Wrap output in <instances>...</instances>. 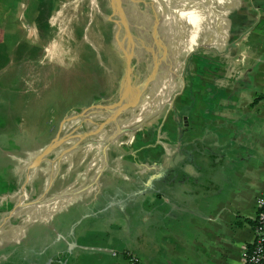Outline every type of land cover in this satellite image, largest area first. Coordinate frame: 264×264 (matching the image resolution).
Here are the masks:
<instances>
[{
  "label": "crops",
  "instance_id": "crops-1",
  "mask_svg": "<svg viewBox=\"0 0 264 264\" xmlns=\"http://www.w3.org/2000/svg\"><path fill=\"white\" fill-rule=\"evenodd\" d=\"M4 1L6 8L18 3L12 9L21 22L33 0ZM217 1L226 9L214 22L200 6L214 0H179L173 26L159 33L158 43L185 41L181 50L189 52L178 66L170 113L149 117L133 131L132 150L114 153L109 164L118 168L105 171L96 188L77 180V190H70L77 198L20 228L11 224L8 196L20 188L22 143L28 151L50 146L67 111L49 105L46 96L44 103L35 96L30 111L27 104L23 111H3L0 264H130V255L139 264H244L264 197V0ZM51 2L49 19L56 11ZM142 3L156 9V0ZM123 23L116 21L117 30L132 27ZM203 27L205 43H196ZM49 33L51 25L45 37ZM98 45L117 56L112 44ZM61 80L49 78L45 94L56 92ZM151 178L155 188L147 184ZM9 222L16 239L4 238Z\"/></svg>",
  "mask_w": 264,
  "mask_h": 264
},
{
  "label": "rangeland",
  "instance_id": "rangeland-1",
  "mask_svg": "<svg viewBox=\"0 0 264 264\" xmlns=\"http://www.w3.org/2000/svg\"><path fill=\"white\" fill-rule=\"evenodd\" d=\"M124 1L118 0V6H125ZM156 1L163 2L170 8V12L167 11L162 19L163 27L166 28V24L173 26L171 11L182 6L179 5V0ZM53 2L56 11L63 4L67 5L62 16L63 23L51 26L49 37L42 39L33 33V30H36L34 24L36 21H33V17L40 4L39 0L29 3L26 17H23L21 22L14 23L10 20L14 21L16 12L12 8H6L5 1L0 0V26L20 28L34 44L43 48L42 54L37 59L20 63L12 62L0 74V124L8 117V115L4 116L3 111H23L26 104L29 111L33 109L35 102L32 99L35 96L43 103L45 96L49 97V105H57L58 110L63 108L62 111H67V115L64 114L65 117L63 115L64 122L60 137L50 146L28 151V142L22 143L21 154L24 158L19 171L22 175L20 187H23V190L15 197L8 196L13 202L10 221L17 228L32 219L45 217L50 208L56 211L57 203L61 205L62 200L73 198L70 190L73 192L77 190V180L84 187L88 185L95 187L93 184L105 171L114 172L118 167L109 164V160L115 158L114 153L126 151L129 154L136 137L133 131L149 117H155L163 112L170 113L171 103L178 91L177 76V86L171 94L170 101L165 102L160 112L156 114L144 113L145 103H150L153 98L157 104L162 100L159 95L163 82L155 83V81H157L156 76L159 75L165 78L166 69L162 68L157 73L156 66L170 59L172 48L177 42H171L163 49L154 39L139 37L140 33L133 26L130 31L120 28V36H116V31L119 29L116 21L120 18L118 14L112 12L111 0H53ZM207 5L200 4L202 11L206 6L208 21L216 22L223 17L225 5L217 0ZM48 6L45 10L47 8L50 10ZM139 6L148 10L152 19L158 18L152 9L145 7L142 0ZM51 19L52 17L49 19L50 25ZM124 25L128 26V24ZM88 27L91 31L88 39L90 41L96 39L94 44L101 43L105 46L122 44L115 46L118 47L116 54L121 56L116 66L112 67L109 64L110 59L106 53L98 51L85 41ZM218 27L215 26L216 30ZM149 29L152 33V25ZM205 29L206 27H203L196 43H205ZM152 42L154 46L150 48ZM185 44L184 42L180 48L182 49ZM180 48L177 51L181 64L189 52L180 53ZM129 66L131 71L126 78ZM178 71L179 69L177 74ZM52 77L62 79V84L59 82L58 91L46 95L49 78ZM157 92L160 94H156ZM153 108L150 107L149 110ZM21 115L25 118V112ZM142 116L145 118L139 120L138 117ZM147 121L143 123V127ZM12 123L16 124V120H11L10 124ZM121 123L127 124V132L119 131L118 127ZM93 131L96 132L91 133ZM126 137L133 141L123 143ZM62 138L65 139L62 141ZM77 140L84 141L77 142ZM53 146L54 148L48 151V148ZM34 212L37 216L31 217ZM9 225L10 222L4 227L6 231L4 238L16 239L13 227H10V230Z\"/></svg>",
  "mask_w": 264,
  "mask_h": 264
},
{
  "label": "flooded vegetation",
  "instance_id": "flooded-vegetation-1",
  "mask_svg": "<svg viewBox=\"0 0 264 264\" xmlns=\"http://www.w3.org/2000/svg\"><path fill=\"white\" fill-rule=\"evenodd\" d=\"M111 2H112V5H111L112 6V12H114V7H115L117 9V11H118L117 13L119 15L121 14V16L123 17L124 20H125V18L127 19L126 21H123V22H127V24H129L130 26H133L135 30L141 29L142 32L144 33V35H147V38H148V35L154 38L155 34L158 35V38L160 37V34H159L160 32L159 31H161V30L159 29L158 25L154 21H152L150 18L146 17L147 14L145 13L144 9H142L139 6V2H137L135 0H125L124 1L125 6L122 5V7H119L117 2H113L112 0H111ZM158 5L160 7H158ZM164 5L165 4L163 2L157 1L156 9L153 6L152 7H146V8L147 9L150 8L153 11H156V10L159 9V12H158L159 16H158L157 19H158V21H160L162 23V19L164 18V14L167 12L166 10L164 11ZM168 11L170 12V8L168 9ZM119 15H117V16H119ZM150 25H152V27L154 29V31L152 33H150V31H149L150 30L149 29ZM162 25H163V23H162ZM88 28H86V29H88ZM90 32L91 31L88 30L89 37H90ZM85 37H87V36L85 35ZM154 39L158 40L157 38H154ZM95 40L94 41L93 40L90 41L88 38H87V40L85 38V41L89 45L93 46L98 51L101 50L104 53H106L105 50H103L102 48H99L98 45L97 46L95 45L97 43L94 44ZM171 42H173V41H170V44H171ZM155 43L158 44V41L157 42L155 41ZM152 46H154V45L151 43L150 47H152ZM112 50L114 52L116 51L115 49H113V46H112ZM183 51L180 50V53H182ZM107 55L109 56V59H110V63L109 64L112 67L116 66L119 63V60L121 59V56H119V55H117L115 58H112V55L110 57V54H107ZM175 55L178 56V52H176ZM179 64H180L179 59L178 60L176 59L173 63H169L168 61L165 60V61L160 62V63L157 64V66H156V69H157L156 72L157 73H159L162 70V68L166 69L165 78L163 76L159 75V76H156L157 81H155V83H157L159 81L163 82V86L160 89V91H161L160 93L161 94L158 93V92L156 93L158 95L160 94L159 96H161L160 98L162 100H161V102H159L157 104L156 101H155V98H153L150 103H145L144 106L146 108L144 110L145 111L144 113H146V114L149 113L150 115L156 114V113L160 112V109L162 108L163 104L170 100L171 94L173 92V88L174 89L176 88V83H174V82H176L175 81V73L177 72ZM173 68H175L174 71H173ZM126 76H127V74H126ZM171 88H172V92H171ZM117 90L118 89H116V91ZM150 107H154V108L152 110H149ZM147 111H148V113H147ZM122 128H123V130H121ZM126 128H127V124L126 123H121L119 125V127H118L120 132L124 131ZM128 140H129L128 138H125L123 141L127 142ZM79 142H82V140H79Z\"/></svg>",
  "mask_w": 264,
  "mask_h": 264
},
{
  "label": "trees",
  "instance_id": "trees-1",
  "mask_svg": "<svg viewBox=\"0 0 264 264\" xmlns=\"http://www.w3.org/2000/svg\"><path fill=\"white\" fill-rule=\"evenodd\" d=\"M18 3H15V1L9 2V7L16 8ZM49 4V6H48ZM51 0H40V4L38 6V9L35 11V19L34 22L36 28L40 33V36L43 38L47 35V33L50 30V24H49V16L51 14L52 7ZM48 6L50 10L47 8L45 10V7ZM156 6V4H154ZM158 7H160L158 5ZM67 5L63 4L59 10L55 12V14L52 16L51 19V26L57 25L62 22V16L64 15V11L66 10ZM155 15L159 16V9L156 11H153ZM11 23L16 22V20H10ZM17 24V23H16ZM130 29H127V31H130ZM120 31V30H117ZM116 31V32H117ZM138 34L141 36L147 37V35H144L141 29H137ZM138 35V36H139ZM48 36V35H47ZM116 45H122L115 44L113 46V49L117 50L118 47L115 48ZM120 48V47H119ZM43 48L39 45H36L32 42V40L25 36V34L20 30V28H3L0 26V74L12 63H20L22 61L26 60H34L37 59L42 54ZM8 88V87H6ZM9 90V89H8ZM8 108V107H7Z\"/></svg>",
  "mask_w": 264,
  "mask_h": 264
},
{
  "label": "built area",
  "instance_id": "built-area-1",
  "mask_svg": "<svg viewBox=\"0 0 264 264\" xmlns=\"http://www.w3.org/2000/svg\"><path fill=\"white\" fill-rule=\"evenodd\" d=\"M23 187L9 195L10 198L21 194ZM259 212L254 226L255 240L251 249H246L243 253L244 264H264V197L258 200ZM130 264H139V259L135 255H130Z\"/></svg>",
  "mask_w": 264,
  "mask_h": 264
},
{
  "label": "water",
  "instance_id": "water-1",
  "mask_svg": "<svg viewBox=\"0 0 264 264\" xmlns=\"http://www.w3.org/2000/svg\"><path fill=\"white\" fill-rule=\"evenodd\" d=\"M113 2H117L118 3V0H112ZM141 0H139V2H140ZM119 4V3H118ZM118 11H117V9L114 7V14H118L117 13ZM119 15V14H118ZM119 17H120V21L123 23V17L121 16V14L119 15ZM124 24V23H123ZM152 30V32H153V29H151ZM201 33V32H200ZM151 39H154L153 37L151 38ZM154 41H158V40H156V39H154ZM185 41H181V42H179V43H177L176 44V46H174V48H172V51H171V54H170V59L169 60H167L169 63H173L175 60H176V58H178L175 54H176V52H178L177 51V49L178 48H180V46H182V44L184 43ZM158 45H160V47H162L163 49L165 48V47H167V46H169L170 45V43L165 39V40H161V41H159V43H158ZM130 63L128 62V65H129ZM131 71V68H130V66H129V69H128V72H127V76L129 75V72ZM127 76H126V78H127ZM177 76H178V74H177V72L175 73V81H176V78H177ZM176 86H177V84H176ZM171 98V97H170ZM170 101V100H169ZM172 104V103H171ZM127 130L128 129H125L124 131L125 132H127ZM124 131H122V132H124ZM96 131H93V132H91V133H95ZM121 132V133H122ZM52 148H54V146L53 147H51V148H48V151H50V149H52ZM47 151V152H48ZM153 179L154 178H151L149 181H148V186H152V187H154L155 185L153 184ZM155 188V187H154Z\"/></svg>",
  "mask_w": 264,
  "mask_h": 264
},
{
  "label": "bare ground",
  "instance_id": "bare-ground-1",
  "mask_svg": "<svg viewBox=\"0 0 264 264\" xmlns=\"http://www.w3.org/2000/svg\"><path fill=\"white\" fill-rule=\"evenodd\" d=\"M93 1H94V0H93ZM135 1L139 2V0H135ZM165 5H166V4H165ZM165 5H164V8L166 9V11H168L169 8L166 7ZM144 11H145V13L147 14L146 17H148V18H150L152 21H154V22L158 25L159 29H160L161 32H162L163 29H164L162 23H161L160 21H158V19H157V20H156V19H152V18H151V15H150V13H149L148 10H144ZM171 12H172L171 14L173 15V11H171ZM62 23H63V20H62L61 24H62ZM162 28H163V29H162ZM88 30H89V28L87 29V38H88V36H89V35H88ZM159 32H160V31H159ZM148 38L151 39L152 37L148 35ZM154 38H157V39L159 40L160 37L158 38V35L155 34ZM163 40H165V39L162 38V41H163ZM160 41H161V40H160ZM152 44H153V42H152ZM95 45L97 46L98 44H95ZM98 47H99V48H102V47L99 46V45H98ZM102 49H103V48H102ZM147 113H148V111H147ZM148 115H150V114L148 113ZM143 117H144V116H142V117H138V119L140 120V118H143ZM144 118H145V117H144ZM142 120H143V119H142ZM126 129H127V128H126Z\"/></svg>",
  "mask_w": 264,
  "mask_h": 264
}]
</instances>
